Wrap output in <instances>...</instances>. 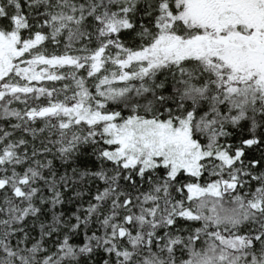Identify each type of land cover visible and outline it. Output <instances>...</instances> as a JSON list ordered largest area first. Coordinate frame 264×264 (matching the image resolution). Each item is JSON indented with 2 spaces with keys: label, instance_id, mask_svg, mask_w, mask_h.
<instances>
[{
  "label": "snow or ice",
  "instance_id": "obj_1",
  "mask_svg": "<svg viewBox=\"0 0 264 264\" xmlns=\"http://www.w3.org/2000/svg\"><path fill=\"white\" fill-rule=\"evenodd\" d=\"M0 264H264V0H0Z\"/></svg>",
  "mask_w": 264,
  "mask_h": 264
}]
</instances>
